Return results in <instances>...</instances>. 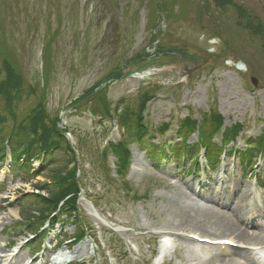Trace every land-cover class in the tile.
Returning a JSON list of instances; mask_svg holds the SVG:
<instances>
[{
    "label": "rangeland",
    "instance_id": "rangeland-1",
    "mask_svg": "<svg viewBox=\"0 0 264 264\" xmlns=\"http://www.w3.org/2000/svg\"><path fill=\"white\" fill-rule=\"evenodd\" d=\"M219 2L0 0V89L8 86L9 95H18L12 100L13 118L0 125L8 129L43 108L44 124L65 131L80 185L74 208L57 207L49 222L53 204L40 197L48 199L58 188L56 181L72 158L58 148L44 163L33 157L23 168L0 166L3 264L14 260L2 259L9 253L18 259L12 264L34 258L36 264H47L52 253L51 259L65 256L83 264H218V258H229L211 247L190 246L177 238L173 225L185 230L198 225L226 238L216 220L196 210L207 203L185 197L191 184L205 195L210 187L219 189L232 204L244 185L248 203L264 202V187L252 177H263L264 184V0H230L244 10L242 16L233 5ZM10 71L19 78L15 84L7 80L8 73L14 75ZM1 99L0 94V107ZM211 112L222 118L219 131L202 123L188 146L197 156L212 136L208 152L219 155L220 164L215 167L211 161L214 170L205 173L203 152L198 153L199 176L190 173L193 155L184 168L182 162L155 166L137 150L130 130L117 127L118 120L136 121L139 116L152 129L168 123V147L180 157L184 146L177 138L185 131L178 123L188 114L201 121ZM234 124L241 128L229 135ZM121 136L129 142L130 158L126 169L116 172L106 143ZM149 137H154L152 143L160 140L153 130L142 139L147 143ZM257 140L261 144L246 150L245 164V145ZM251 164L256 166L249 169ZM245 211L257 218L253 209ZM63 212L67 214L60 217ZM67 215L75 219L76 229ZM247 229L257 239L263 236L256 226ZM81 230L85 237L75 240ZM168 231L174 235L165 236ZM255 252L264 253V244ZM211 256L214 261L207 262Z\"/></svg>",
    "mask_w": 264,
    "mask_h": 264
},
{
    "label": "trees",
    "instance_id": "trees-1",
    "mask_svg": "<svg viewBox=\"0 0 264 264\" xmlns=\"http://www.w3.org/2000/svg\"><path fill=\"white\" fill-rule=\"evenodd\" d=\"M10 72L14 73L13 71ZM14 78L15 73L14 75L8 73L7 80H10V83L15 84L19 81V78ZM4 83H2V85H4ZM6 88L9 87L7 86L3 88L2 86L0 89V94L3 95V99H1L2 106L0 107V109L5 112V115L0 112V123H3L8 119V117L13 118L12 109H14V105L12 104L14 103L12 102V100L16 96H18L16 94L14 97H12L6 91ZM144 103H142V105L140 106L139 112L144 110ZM45 115L46 112L43 111V108L40 107L39 110L33 112L31 115L26 116V119L24 118L20 121H14L8 129H5L3 125H0V162L4 163L3 159L6 158L7 150L10 153L11 168L13 165H17L20 168H23L24 162L33 157L37 158L38 160H42V162H45L52 158L54 151H56L58 148L65 150L66 156L69 159L72 158V160L70 161V167L62 171L57 180L58 182L56 181V186L58 188H56L52 195H50L48 199H43L40 197V199L46 201L48 200V203L53 204V209L51 210L52 212L49 213L52 221L55 217L53 213L57 210V207L61 206V210L74 208L75 204L77 203L78 195L80 193V185L78 180L79 174H77L78 168L76 166V157L73 148L65 139V131L60 130L58 126H55V124L50 125L47 122L45 125V122L43 120V118H45ZM209 115L211 116H202V122L193 119L189 114L181 120V122L179 123V128L186 133L185 136L181 137V142L183 144H188V134L194 131H198V133L200 134V132L202 131V123H209L212 127L214 125L212 130L219 131L222 122L221 116L216 112H212ZM207 120H210L212 123L208 122ZM117 125L119 127V130H122L123 132H127L130 130V135L132 136L133 134L135 138L134 140L138 142L139 147L146 146L143 151L147 157L160 162V156L166 155L168 141L165 139V132L167 127L169 126L168 123L159 124L152 129V126H148L147 123H145L144 126L143 118L139 116L136 121L130 122H126L120 119V121H117ZM231 128L232 129H230L229 135L231 133H234L236 129L241 127L240 125L234 124ZM152 130L153 135L157 133V135L160 137L158 143L150 142L154 139V137H149L151 140L147 141V143L146 141H144V139H142L144 134L151 132ZM233 135H235V133ZM260 144V142H258V144L252 145L247 144L245 145L246 147L242 153L245 156V154L247 153V149L250 148L249 151H251L253 148L260 146ZM262 144H264V142H262ZM203 145V147H205V150H208L210 145H214L212 136H208V139L204 141ZM107 147L110 148L111 153L115 158L117 170L116 172H119V170H123L124 168L126 169L128 165V159L130 157L129 142L121 136L120 139H118V141L116 142L108 141ZM244 158H246V156ZM11 168L10 170H12ZM18 172L19 171H16L15 173ZM64 214L66 215L67 213L63 212L60 216ZM67 218H71L70 222L73 224V226H75L76 229L75 219H73L70 215H67ZM84 235L85 234L83 230H81V232H77L76 237L78 240H80L84 237Z\"/></svg>",
    "mask_w": 264,
    "mask_h": 264
},
{
    "label": "bare ground",
    "instance_id": "bare-ground-1",
    "mask_svg": "<svg viewBox=\"0 0 264 264\" xmlns=\"http://www.w3.org/2000/svg\"><path fill=\"white\" fill-rule=\"evenodd\" d=\"M238 68L243 69L244 67L242 64H239ZM160 158L163 160L164 156L161 155ZM260 158L261 157H258V160H260ZM224 166L226 167L227 165L225 164ZM187 188L188 192L186 193L185 197L188 198L193 195L206 202L208 205L203 204L198 206L196 210L201 213H205L207 217L213 218L211 219L212 221L216 220L215 222H218V231H224L226 233V238L217 237L218 235H215L216 232L205 229L198 225H195V227H192L189 230H185L183 227L173 224L176 226L174 229L179 231L177 238L187 242L190 246L199 248L211 247L212 249L217 250L219 255H225L229 257L227 260L218 258V264H241L239 261L234 260V257L241 258L248 264H260V260L262 263H264V253L259 254L255 252L257 249H261L264 244V221L262 222V220H264V202L262 201V198L255 201L254 205H252L250 202L248 203L249 196L244 190V185L239 188V191L235 196V203L233 204L230 203L229 196H227L226 199L222 198L221 190L219 189L214 188L213 190V187H210L211 193L205 195L197 190L194 184L188 185ZM246 208H249V210L253 209L255 212H257V219L253 216L249 217L245 211ZM258 218L262 219L261 222ZM249 226H256L259 228L261 231H259L258 234L263 236L257 239L253 233L248 231L247 228ZM164 234L168 237H172L174 235V233L171 231H168ZM218 240H229L234 245L228 247V245L213 244L214 241ZM8 247L9 243H5L3 246V248L6 249H8ZM16 258V253H9L2 257V259H5L6 261L8 259H14L8 264L16 262L18 260ZM214 258L215 256L209 257L207 262L214 261ZM54 260H56V257ZM51 262H53V259H48V261H46L47 264H51ZM0 263L3 264V260H0ZM28 264H36V259H32ZM39 264H44V262Z\"/></svg>",
    "mask_w": 264,
    "mask_h": 264
},
{
    "label": "flooded vegetation",
    "instance_id": "flooded-vegetation-1",
    "mask_svg": "<svg viewBox=\"0 0 264 264\" xmlns=\"http://www.w3.org/2000/svg\"><path fill=\"white\" fill-rule=\"evenodd\" d=\"M219 3H222V5H224V4L225 5H233L237 9V12H239V16H242V15H240L241 12H242V14L245 13L243 9L242 10H239L240 7L238 5H234L232 2H230V0H221V2H219ZM251 25H253V24L252 23H249V22L246 24V26L248 28H251ZM256 28L259 29L260 28L259 25H257Z\"/></svg>",
    "mask_w": 264,
    "mask_h": 264
},
{
    "label": "water",
    "instance_id": "water-1",
    "mask_svg": "<svg viewBox=\"0 0 264 264\" xmlns=\"http://www.w3.org/2000/svg\"><path fill=\"white\" fill-rule=\"evenodd\" d=\"M253 82L255 83V81L253 80Z\"/></svg>",
    "mask_w": 264,
    "mask_h": 264
}]
</instances>
